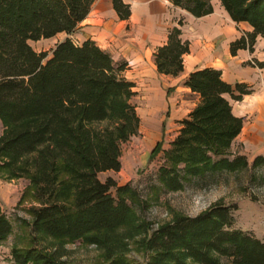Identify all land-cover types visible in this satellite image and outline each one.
Masks as SVG:
<instances>
[{
  "label": "trees",
  "instance_id": "1",
  "mask_svg": "<svg viewBox=\"0 0 264 264\" xmlns=\"http://www.w3.org/2000/svg\"><path fill=\"white\" fill-rule=\"evenodd\" d=\"M96 1L0 0V120L5 127L0 170L11 180L30 182L39 204L30 210L34 238L87 241L112 258L121 229L147 232L134 225L137 190L120 186L112 177L105 182L99 178L121 171V145L140 129L131 103L136 86L125 76L128 64L116 62L92 40L76 44L68 37L51 54L38 53L30 44L72 35ZM168 1L195 18L212 15L220 4L232 22L247 24L251 31L231 43L232 56L240 50L253 54L258 38L264 39V0ZM112 4L120 21L130 20V4ZM189 53L190 42L182 38L181 28H172L154 53L157 71L180 76ZM259 66L264 68V63ZM184 86L200 102L181 122L170 148L163 150L156 192H180L194 180L264 168V155L250 164L233 151L244 118L234 114L232 102L253 94V87L230 84L215 68L192 72ZM252 179L262 178L254 173ZM237 209L217 203L197 216H178L161 225L146 240L151 253L146 264H223L224 259L264 264V240L235 228ZM12 231L11 221L0 215V242ZM62 251L13 250V258L15 264H61Z\"/></svg>",
  "mask_w": 264,
  "mask_h": 264
},
{
  "label": "rangeland",
  "instance_id": "2",
  "mask_svg": "<svg viewBox=\"0 0 264 264\" xmlns=\"http://www.w3.org/2000/svg\"><path fill=\"white\" fill-rule=\"evenodd\" d=\"M98 6L106 10L108 15V2L102 0L93 9ZM215 13L213 23L228 33L242 36L246 30H250L247 25L232 22L220 4H216ZM165 19L167 24L173 23L179 27L185 25L187 31L198 22L186 11L173 6H168ZM118 23L116 17L114 24ZM123 25L124 34H137L142 26L136 22ZM85 31L80 27L72 35L63 33L30 44L38 53L51 54L56 45L68 37L81 42ZM113 54L115 61L119 62L117 54L114 51ZM247 55L242 53L240 57L247 59ZM259 63H264L263 38H258L255 52L243 63L245 70L254 69L252 71L257 73L250 80L254 92L241 102H232L234 114L244 118V129L235 141L233 151L245 155L250 164L257 156L264 155V68ZM125 76L129 81H135L136 94L131 103L140 117V129L136 136L121 145V171L101 173L99 178L105 182L112 177L120 186L130 184L137 190L139 197L133 205L137 217L134 225L144 226L147 232L133 230L132 226L121 229L118 233L120 243L112 258H109L107 250L87 241L68 242L41 236L34 238L31 235L33 218L30 210L39 204L33 198L30 182L24 178L11 180L0 170V215L6 216L13 225L12 233L0 242V264H15L13 250L37 248L54 253L60 247L63 249L61 264H146L151 255L146 240L154 230L178 216H197L217 203L236 205L235 228L264 240V168L255 172L249 169L242 173H223L207 180H194L180 192H156L154 188L158 185V169L164 163L163 150L170 148V143L181 128V122L188 118L194 108L196 98L176 91L175 87L169 88L147 75L144 80L135 79L128 72H125ZM155 99H159V105H153ZM4 130L0 120V137ZM156 149L158 151L153 158ZM254 173L262 179L254 181ZM223 264L230 262L224 259Z\"/></svg>",
  "mask_w": 264,
  "mask_h": 264
},
{
  "label": "crops",
  "instance_id": "3",
  "mask_svg": "<svg viewBox=\"0 0 264 264\" xmlns=\"http://www.w3.org/2000/svg\"><path fill=\"white\" fill-rule=\"evenodd\" d=\"M100 1L102 0H97L95 4ZM105 1L109 3L108 15H106V10L99 6L94 10V4L88 17L79 26V28L82 27L86 30L85 37L81 42H74L82 44L86 40H92L99 47L111 53L113 58L114 51L120 61L127 62L126 72L130 73L133 78L144 80L147 75L152 79L161 81L169 88L175 87L177 88L176 91H181L187 96L192 95L196 98L194 108L200 102V97L184 86V82L194 71L215 68L223 72L224 80L230 84L245 83L252 86L250 80L257 76V73L252 71L254 69L245 70L243 66V63L249 60L252 54L247 50H240L237 56L231 55V43L241 36L236 33H228L220 26L215 25L213 17L216 13L203 18H195L190 15L198 22L190 26L189 31L186 30V27L184 28L185 25L180 27L182 38L190 42V53L184 56L183 73L178 77H172L159 74L154 58L156 49L167 42L169 31L177 27L173 23H166L167 8L173 6L170 1L135 0L134 2H126L124 0L132 8V16L129 21H120L113 9L112 0ZM116 17L119 20L118 24H114ZM130 22L141 23L142 26L137 34L133 32L124 34L123 24H130ZM248 31H251V28L246 30V32ZM242 53H248L247 56L249 57L247 59L240 57ZM227 69L229 70L228 73ZM131 82L134 83L135 81ZM245 97H250V95ZM159 102V99H155L153 105H159Z\"/></svg>",
  "mask_w": 264,
  "mask_h": 264
}]
</instances>
